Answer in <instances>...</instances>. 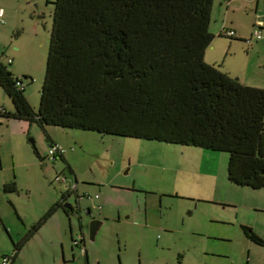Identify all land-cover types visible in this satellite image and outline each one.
Listing matches in <instances>:
<instances>
[{"label": "rangeland", "instance_id": "rangeland-1", "mask_svg": "<svg viewBox=\"0 0 264 264\" xmlns=\"http://www.w3.org/2000/svg\"><path fill=\"white\" fill-rule=\"evenodd\" d=\"M53 1L0 0V52L12 59L7 67L14 76H29L24 79L25 96L34 110L45 72ZM255 1L213 0L209 29L214 37L204 60L247 85L264 88V26L258 25L261 38L250 33L256 28L252 21L262 20L264 6L259 0L256 9ZM223 23L237 35L223 34ZM0 91L12 108L1 87ZM0 120V128L5 127L8 120ZM45 130L63 149L66 160L57 154L55 162L51 158L43 161L46 165L39 162L34 149L45 157L52 139L38 124L31 123L30 133L23 136L3 128L0 176L15 175L19 185L28 189L29 198L24 190L20 197L25 213L21 216L27 222L28 213L39 214L55 189L63 191L64 184L54 179L57 172L76 177L81 212L70 214L69 219L74 238L80 234L81 223L88 264H264V245L246 240L241 229L242 224L250 227L264 241V187L230 182L226 152L54 125ZM84 192L100 198L91 200L82 196ZM67 201L76 207L75 192ZM99 201L102 208L98 211L94 206ZM87 208L91 215L86 214ZM0 211L14 231L21 228L3 197ZM93 217L103 224L91 241L88 223ZM53 219L42 226L45 237L52 232ZM0 237L9 244L6 255H10L13 245L2 229ZM52 240L56 246L58 241L51 238L44 247L49 249ZM35 241L24 249L17 264H40ZM68 243L65 264H86L83 251L73 247L69 238ZM59 246L56 259L61 263Z\"/></svg>", "mask_w": 264, "mask_h": 264}, {"label": "trees", "instance_id": "trees-1", "mask_svg": "<svg viewBox=\"0 0 264 264\" xmlns=\"http://www.w3.org/2000/svg\"><path fill=\"white\" fill-rule=\"evenodd\" d=\"M53 4L38 108L25 96L29 76H14L7 67L12 59L0 52L11 59H0V87L13 105L0 117L34 122L45 134L54 125L226 152L230 182L264 187V88L204 60L214 37L213 0ZM241 229L263 243L250 227ZM0 257L11 264L14 254Z\"/></svg>", "mask_w": 264, "mask_h": 264}, {"label": "crops", "instance_id": "crops-1", "mask_svg": "<svg viewBox=\"0 0 264 264\" xmlns=\"http://www.w3.org/2000/svg\"><path fill=\"white\" fill-rule=\"evenodd\" d=\"M258 1L259 0L255 1L256 2L255 3L256 9H258ZM261 2L264 6L263 0ZM252 22L254 25H256L255 27H259L258 25L264 26V16H262V20L260 18H257V19L255 18V20H253ZM223 27H226V24L223 23L222 29H223ZM222 29H221V32H222ZM235 33H236V31H235ZM250 33L252 34V32H250ZM236 35L237 34H235V36ZM235 36H233V37H235ZM27 100H28V98H27ZM0 107L4 108L7 111H12V109H13V107L11 108V104L9 106L7 98L1 93V91H0ZM0 126H2V125H0ZM3 128L15 129L16 134H18L19 136H23L27 133H30L31 123H29L25 120H18V119L10 118L5 123V127H3ZM3 128H0V130H3ZM50 139H52L51 140L52 144L59 145L58 142L55 140V138H52L50 136ZM49 145H51V144H49ZM39 155H40V158H38V159H39V162L41 163L46 158L44 156H42V154L40 152H39ZM62 157H63V159H65L64 155H62ZM51 160H54V162H55L56 158L54 157ZM43 164L46 165V162H43ZM69 171L71 173H73L72 169ZM62 173L57 172L55 174V176L58 174H62ZM64 175L66 176V174H64ZM15 177H16L15 175H13L10 178H6V176H4V175L0 176V197L1 198L3 197L4 199L7 200V202L11 206L12 210L16 213L17 218L21 222V225H20L21 230L19 229V230L14 231L11 226H8L5 223L3 214L0 211V214L2 217V218L0 217V228L6 232L8 238H9V241L13 245V248H11L12 250L10 253L14 254V258H13L11 264H17V262H19L20 255L22 256L24 249L27 246H29L30 243H32L34 240H36L34 242V244L35 245L37 244L36 255L38 254L41 258L40 264H65L66 258H67L66 252H67L68 247H69L68 238H69V241L72 243L73 247H77L81 251H82V249L78 246L73 245L74 230H73V227H72L70 219H69L70 214H69L67 208L62 205V203H63V200H62L63 191L59 193V191L55 189L54 194H52L51 196L50 195L47 196V198L44 200L43 208L39 214H32L31 215L30 213H28L30 220H29V222H27L24 220L25 217L21 216V215H23L24 212H23V208H22L23 206H22V202H21L20 197L22 196V192L24 189L15 180ZM54 179H55V177H54ZM76 179H77L76 177H74L72 179V178H68L66 176V182H64L63 184L67 183L69 187H72L74 182L77 184ZM11 181L14 183V189L8 190L6 186ZM59 182L62 183L61 181H59ZM64 187H65V185H63V189H64ZM77 187H78V185H77ZM24 191L26 192L25 196L27 198H29L28 197V189L25 188ZM96 194L97 193H94L91 195L93 197ZM99 198L100 197L98 195V197L93 198V200L97 201V200H99ZM96 204H101V203L99 201V203H96ZM51 209H53V210L50 211ZM49 211H50V213L43 220L42 224L38 228H36L35 230H32V225L35 224L36 222H38L41 218H43L46 215V213H48ZM53 216L55 217V219H53V223L50 227L52 229V232H51V234L49 233L47 237H45V233H43V230H41L42 226H44L49 221V218H51ZM81 231L83 232V228H82L81 224H79V232H81ZM49 238L50 239L53 238L58 242H56V246H53V244L55 242H53V240H52V245H50L49 249H48L47 247L46 248L44 247V242H46L47 240H50ZM245 238L249 242H253V243L258 244V245L259 244L264 245V241H263V243H257L255 241L248 239L246 236H245ZM66 239H67V241H66ZM65 241H66V243H65ZM58 246L61 248V263H59V261H57V259H56ZM72 246L70 248L71 250H73ZM84 246H85V244H84ZM9 249H10L9 244L4 240V238L2 239V237H0V254L6 255L7 253H9ZM83 253H84V256L86 257V264H88L87 255L89 254V250L87 248H85ZM96 263L100 264V261H97Z\"/></svg>", "mask_w": 264, "mask_h": 264}, {"label": "built area", "instance_id": "built-area-1", "mask_svg": "<svg viewBox=\"0 0 264 264\" xmlns=\"http://www.w3.org/2000/svg\"><path fill=\"white\" fill-rule=\"evenodd\" d=\"M263 3H264V0H263ZM2 17H3V11H2V9H0V23L3 21ZM223 30H224L223 34H225L227 36H230V37H233L236 34L235 30H233V29H227L226 27H223ZM251 36L255 37L257 39L261 38L262 35H261L260 28H258V27L254 28L253 31H252ZM0 59H4L2 57L1 53H0ZM4 60L6 62H10L11 61L10 58H5ZM18 83L19 82H17V84ZM1 110H2V107H0V111ZM62 153H63V149L61 147H59V145L51 144V145H49V148H48V151H47V154H46L45 158L46 159H50V158L53 159L57 154H62ZM55 180H58V181H61L62 183H64V182H66V176L64 174H58V175L55 176ZM74 185L75 184H73L72 188L74 187ZM82 196L83 197H87V198H89L91 200H93V198H97L98 197L97 194L92 197V195L89 194L88 192H84L82 194ZM100 208H101V204H96L94 206V209H96L98 211L100 210ZM0 259H1V264H9V260L7 258L0 257Z\"/></svg>", "mask_w": 264, "mask_h": 264}, {"label": "flooded vegetation", "instance_id": "flooded-vegetation-1", "mask_svg": "<svg viewBox=\"0 0 264 264\" xmlns=\"http://www.w3.org/2000/svg\"><path fill=\"white\" fill-rule=\"evenodd\" d=\"M64 185H65V187L63 189V196H62L63 203L66 201V198H65L66 192L70 193V194L75 192V194H76V201H75L76 202V207L72 206L71 203H69V205L67 207V210H68L69 214H73L74 212L75 213L78 212L79 215H80V212H81V208H80V205H79L80 197H79V195L77 193V184L75 183L73 188L69 187L67 183H65ZM63 203H62V205H63ZM86 212H88L89 215L92 214L91 210L88 209V208L86 209ZM84 244H85V234H84V232L81 231L80 234L77 237L73 238V245L80 247L82 249V251H84L85 250Z\"/></svg>", "mask_w": 264, "mask_h": 264}, {"label": "water", "instance_id": "water-1", "mask_svg": "<svg viewBox=\"0 0 264 264\" xmlns=\"http://www.w3.org/2000/svg\"><path fill=\"white\" fill-rule=\"evenodd\" d=\"M75 184V182H74ZM70 193L66 192L65 198L66 201L63 203L64 207H68L69 202L67 201V198L70 196ZM79 199V198H78ZM88 214V212H86ZM103 224V221L101 219L98 218H92L90 219L89 223H88V235H89V240L93 241L95 239V235L98 231V229L100 228V226Z\"/></svg>", "mask_w": 264, "mask_h": 264}]
</instances>
